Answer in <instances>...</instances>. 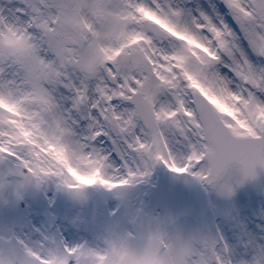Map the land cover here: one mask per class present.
Here are the masks:
<instances>
[{
  "label": "snow or ice",
  "instance_id": "snow-or-ice-1",
  "mask_svg": "<svg viewBox=\"0 0 264 264\" xmlns=\"http://www.w3.org/2000/svg\"><path fill=\"white\" fill-rule=\"evenodd\" d=\"M0 161L73 189L161 162L229 195L264 171V0H0ZM0 264H264V239L157 221L102 249L9 238Z\"/></svg>",
  "mask_w": 264,
  "mask_h": 264
},
{
  "label": "rangeland",
  "instance_id": "rangeland-1",
  "mask_svg": "<svg viewBox=\"0 0 264 264\" xmlns=\"http://www.w3.org/2000/svg\"><path fill=\"white\" fill-rule=\"evenodd\" d=\"M9 167L10 164L0 161V243L15 237L29 246L67 245L92 249H102L109 239L134 231L137 214L150 210L148 185H154L160 171L169 169L156 162L143 176L121 188L101 184L95 188L73 189L54 174L34 178L42 196V200L35 203L23 198V183L17 173L8 171ZM126 171L121 157L112 153L105 157L102 174L116 178ZM203 189L209 203L205 222L197 225L189 217H180L167 227L185 234L219 236L229 246L238 245L248 233L264 239V183L252 186L244 179L233 186L229 195L206 182ZM20 201L24 202V211L17 215ZM157 221L165 225L160 210L155 212L149 227H154Z\"/></svg>",
  "mask_w": 264,
  "mask_h": 264
},
{
  "label": "water",
  "instance_id": "water-1",
  "mask_svg": "<svg viewBox=\"0 0 264 264\" xmlns=\"http://www.w3.org/2000/svg\"><path fill=\"white\" fill-rule=\"evenodd\" d=\"M22 180L25 185L24 197L37 202L40 194L32 179L24 180L22 177ZM247 180L252 185L261 184L264 182V171L258 172L255 177ZM149 203L152 212L158 208L164 212V221L167 226L181 216H190L199 225H202L208 208V201L204 194L201 180L189 173L173 174L168 170L160 173L156 185L150 193ZM23 206V203L19 204L17 215L22 212ZM151 221V214L139 213L134 233L146 230Z\"/></svg>",
  "mask_w": 264,
  "mask_h": 264
},
{
  "label": "bare ground",
  "instance_id": "bare-ground-1",
  "mask_svg": "<svg viewBox=\"0 0 264 264\" xmlns=\"http://www.w3.org/2000/svg\"><path fill=\"white\" fill-rule=\"evenodd\" d=\"M96 183H93L91 185H82L84 188H88V187H94ZM149 188H151V185H148Z\"/></svg>",
  "mask_w": 264,
  "mask_h": 264
}]
</instances>
